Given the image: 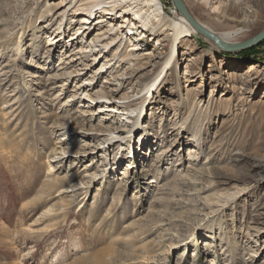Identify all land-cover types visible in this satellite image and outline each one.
I'll use <instances>...</instances> for the list:
<instances>
[{
	"label": "rangeland",
	"instance_id": "374dc122",
	"mask_svg": "<svg viewBox=\"0 0 264 264\" xmlns=\"http://www.w3.org/2000/svg\"><path fill=\"white\" fill-rule=\"evenodd\" d=\"M182 1L201 25L238 29ZM130 2L136 27L119 31L124 17L98 22L91 0H0V264H264V80L245 72L264 66V39L224 52L194 33L149 91L159 68L128 49L155 43L135 19L154 24L153 6ZM242 4L235 42L264 29V0ZM227 58L244 69L217 70Z\"/></svg>",
	"mask_w": 264,
	"mask_h": 264
},
{
	"label": "bare ground",
	"instance_id": "6f19581e",
	"mask_svg": "<svg viewBox=\"0 0 264 264\" xmlns=\"http://www.w3.org/2000/svg\"><path fill=\"white\" fill-rule=\"evenodd\" d=\"M118 1L121 3L118 4L117 3ZM130 1L131 0H91V2L95 3V4L93 6H90V5L88 6L90 8V11H88V12L94 13V11L99 9L100 13H103L102 16L98 17V22H101V23H103L104 20L106 21V18H102V17H105L107 15H111L110 18L112 19V15H113V16H115V18H113V19L116 20V18H117L116 15H119V18L120 17L121 18L124 17V18H123V21L118 25V28L116 30L119 29V31L120 30L123 31V28H126L125 22L129 23V25H130L129 29H133L134 27H136V23L133 22L134 19L128 20L126 18L127 15H131L130 10H132V8H133V5H132L133 2L131 3ZM115 2H116V4H115ZM149 3L151 6H153L152 11H153V17H154L155 23L150 26L148 15H146V17H145L142 15L141 12H137L135 14V16H137V17H135V19L139 20V22H141L143 24L145 29H147L151 32V35L154 36V38H155V43L149 45L148 42L147 43H143V41L141 42V39H139V38L136 39L135 41L133 40V42L130 39V42H129L130 47L128 50L132 51L131 54L133 56H138V52H141V54L139 56H143V58H147V60H148L147 61L148 62L147 67H150V70H149L150 73H153L152 72L153 69L156 72V70L159 68V72L157 73L155 79L153 80V82L148 87L149 91H152L153 89H151V88H153V86L155 85V82H157L162 75H165V76L169 75L172 72H174V71H172V69L175 70L177 68L178 61H179V50H180L179 46L182 42V39L183 38L184 39L185 38H191V36L194 33H197V31L194 29L196 31L195 32L192 29V27L189 25V23L185 20V18H183V16H181V15H178L179 16L178 21L170 20L165 15V12L163 10V6H162V3L160 0H149ZM201 3H203L207 7H210L211 13L212 12L218 13L217 9L219 10L222 7L221 12L218 16L220 21L221 22L226 21L229 24H231L232 27H237L238 29H228V30L217 33L210 26H207L208 27L207 28L206 26L201 25L200 23L199 24L201 26H203L204 28H206L208 31L212 32L214 35H216L222 41L224 40V42L227 41V43H230V44L238 43V42H235V39H236L235 36L239 35V33L242 32L244 27L247 25V23L249 21V19L246 20L247 12L251 11L243 5V4H246V2H243V4H242V0H201ZM213 3H216V5H213ZM70 6H71V3L68 4L66 9L70 8ZM185 7H186V5H185ZM186 9H187V7H186ZM73 10L80 11V10H83V8L77 7L76 9H73ZM76 14H80V13H76ZM140 15H142L143 17ZM89 19H90V17L85 19L86 24L92 23V21H90ZM93 21H95V23H97L96 18ZM86 24H84L83 27L78 29L76 31V33L70 37V40L72 41L71 46H73L74 41L77 40L79 37V36H75V35L78 32H80V34L83 35L85 33V30L89 28L88 26H86ZM82 28H84L83 31H82ZM137 28H139V27H137ZM111 29H113V27ZM107 32L108 31L100 30L96 36L101 35V34L105 35V33H107ZM203 37H205V36H203ZM55 38L56 39H54V38L53 39L59 40L58 37H55ZM205 38H207V37H205ZM207 39L212 44V47L214 49L218 50V46L209 38H207ZM99 40L100 39L98 37H94L91 40H89L88 44L91 42H97ZM119 41L122 42V37L120 39H117V36H116L115 38H113L109 42V44H112L115 42L117 43ZM228 41H230V42H228ZM231 42H235V43H231ZM146 46H149V47L146 48ZM219 49H220V47H219ZM89 51L90 50L88 49V46H86L85 48H81L79 50L74 51L71 54V56H74L72 58V60L80 59V57L82 58L81 55L83 53H87ZM136 51H138V52L136 53ZM220 51H223V50L220 49ZM93 52H95L94 49H93ZM205 55L206 56H208V55L212 56L213 54L210 50H205ZM94 59H96V57H94ZM232 60H233V58H227L226 62H224V63L220 62L217 66L218 67L217 70H220V68H223V66H225L226 64H229V65L233 64L234 65V63H235V65H234V67L230 68L231 70L237 69L239 71V70H241V68L244 69V67H242L243 63L232 62ZM143 68H145V67H143ZM245 70H246L245 71L246 73H249V74L252 73V75L256 74V76L254 78L259 77L260 80H264V66L261 67L259 65H255V64H248L245 66ZM143 74H148V71H144ZM173 75H175V74H173ZM183 76H184L185 82L193 81L195 78L196 80H198V79H202L203 81L205 80L209 84H212L213 82L216 83L218 80L220 81L222 78V76L218 73L215 75H211L210 77L206 78L202 72L199 71V73L197 74L195 71H192V70L191 71L190 70L185 71L183 73ZM239 78L242 81V78L241 77H239ZM85 84H87V85L92 84V81H87V83H85ZM261 86L264 87V81L261 84ZM77 103L80 104L79 106L85 105L86 107H89L92 104V103L88 102V100H85V98H82V97L77 99ZM82 114L85 115V113H82Z\"/></svg>",
	"mask_w": 264,
	"mask_h": 264
},
{
	"label": "water",
	"instance_id": "95a60500",
	"mask_svg": "<svg viewBox=\"0 0 264 264\" xmlns=\"http://www.w3.org/2000/svg\"><path fill=\"white\" fill-rule=\"evenodd\" d=\"M175 7L180 11V13L186 18V20L194 27V29L199 32L201 35L209 38L212 40L221 50L225 52H233L234 50L240 49H247L251 48L254 45H257L262 39H264V29L257 33L255 36L244 40L242 42H238L236 44H230L227 42L222 41L212 32L208 31L206 28L201 26L191 14L186 9L185 5L183 4L182 0H172Z\"/></svg>",
	"mask_w": 264,
	"mask_h": 264
}]
</instances>
